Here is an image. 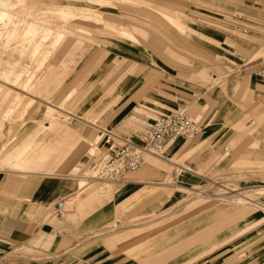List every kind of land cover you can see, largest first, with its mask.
<instances>
[{
    "label": "rangeland",
    "instance_id": "374dc122",
    "mask_svg": "<svg viewBox=\"0 0 264 264\" xmlns=\"http://www.w3.org/2000/svg\"><path fill=\"white\" fill-rule=\"evenodd\" d=\"M259 2L256 5L262 6ZM242 3L241 0H0V156L7 142L31 141L36 146L34 155L49 158L26 169L24 183L31 178L79 176L83 186L66 200L75 198L77 204L83 194L92 190L110 198L122 186L90 180L95 174L91 167L94 162L102 163L108 158L109 140L120 132L114 127L119 119L115 118L121 109L119 104L125 99L118 104L124 93L120 82L136 66L130 52L141 54L140 61L146 69L125 90L126 96L148 78L159 83L157 88L167 92L168 99L162 96L136 108L132 105L137 114L146 118L132 113L127 118L129 124L146 130L156 118L172 110L164 106L172 103L175 110H189V115L203 126L204 105L209 101L212 104V100L194 89L198 100L191 102L193 105L183 104L181 100H189L186 92H192L184 86L203 85L205 90L221 86L227 92L226 77L232 71L226 60L241 63L237 52L244 57L249 54L240 46L235 55L227 50L234 37H244L245 32L240 29L244 28L242 21H250L244 18V11L236 9ZM71 11L87 13L89 23L83 17L71 15ZM129 19L146 33L133 30L127 25ZM123 28L132 29L135 38L125 36ZM118 63L121 64L116 70ZM258 79L264 83L262 70ZM244 101L234 108L225 127L226 131L234 130V134L210 160H191L193 151L189 154L178 151L183 141H199L205 131L167 144L162 157L147 156L141 169L152 162L159 169L174 168L178 176L165 177L172 188H165V193L162 189L156 192L157 210L147 208L145 212L149 214L131 218L141 225L135 232L147 235L173 226L176 231L184 225L191 233V247L197 244L196 234L206 238L230 235L233 237L223 241H207L206 249L210 250L205 251L200 261L264 263V95ZM209 119L212 123L207 124L208 129L220 120L215 112ZM47 123L49 128L43 125ZM28 133L34 138L28 140ZM98 136L101 138L96 140ZM114 137L115 144H123L121 138ZM130 140L141 142V138ZM73 142L76 143L70 148L68 145ZM225 146L231 149L229 153ZM22 173L23 170L2 166L0 160V177L18 178ZM238 191H245L242 193L251 201L245 202L243 194L234 196ZM7 197L2 198L0 211L7 210L4 204ZM19 197H15L18 202ZM258 211L263 212L262 217L252 219L250 215ZM166 218L173 223L171 226L162 223ZM128 227L123 225V229Z\"/></svg>",
    "mask_w": 264,
    "mask_h": 264
},
{
    "label": "crops",
    "instance_id": "0c3cea01",
    "mask_svg": "<svg viewBox=\"0 0 264 264\" xmlns=\"http://www.w3.org/2000/svg\"><path fill=\"white\" fill-rule=\"evenodd\" d=\"M241 1L243 3L241 6L236 5V9L239 7L245 12L244 18H249L250 21H242L243 25H241L248 31L243 38L234 37L233 45L228 44L229 49H226L235 55L237 46H240L249 54L246 57L242 53L241 56H237L241 63L237 60H226L232 71L226 77L227 92H224L221 86L206 90L203 85L184 86L192 92H186L189 100H181L183 104L193 105L191 102L198 100L195 99L198 95L195 94L194 89L199 90L203 95L207 94L212 100V104L210 101L206 102L204 105L206 109L202 115L205 121L202 131H205V136L195 142H191L190 139L183 141L178 150L179 152L187 151L188 154L193 151L191 160H210L220 146L229 141L234 134V130L226 131L225 127L233 117L230 115L235 112L234 108H238L237 104L245 102L244 99L251 101L264 95V83L258 79L264 67V2ZM257 2L263 5H256ZM71 13L77 18L83 17L86 22L90 17L87 13L85 15L75 11ZM124 24L127 23L124 22ZM127 25H131L133 30L146 33L137 27L136 21L129 19ZM188 28L193 30L192 27ZM132 29L123 28L121 31L125 36L135 38ZM111 47L119 49L117 45H111ZM130 54L135 58L133 60L136 66L134 70H129L125 79L120 82L124 93L118 104L123 98L125 99L119 104L121 109L115 116L119 119L116 120L114 127L120 132L113 134L123 141L141 138V135L149 128L148 126L146 130H140L129 124L130 121H127V118L132 113L146 118L143 114H137L135 109L131 108L132 105L136 108L144 102L156 100L157 97L162 96L165 100L168 99L167 92H160L157 88L159 83L155 79L148 80V78L141 80L126 96L125 90L146 69L140 61L141 54L138 51H131ZM120 64L118 63L116 70ZM150 105L152 107L155 103ZM164 106L171 108V111L175 110L172 103ZM212 112H215L220 120L208 129L207 124L212 123V119H209ZM209 120L211 122L208 123ZM43 125L49 128L50 124ZM234 125L238 126L237 123ZM27 136L28 140L34 138L32 133H28ZM99 138L101 136H98L96 140ZM109 142L110 145L114 143L112 140ZM75 143H69L68 146L71 148ZM171 143L172 141L168 142V145ZM35 149L36 146L31 141H26L16 144L7 142L1 150L2 166L23 170L24 173L18 178L0 177V203L2 198L8 196L4 202L7 210L0 211V264H205L206 260L202 262L200 260L205 257V251L210 250L206 249L207 241H223L233 237L228 235L223 238L221 235H213L211 238H206V235L196 234L197 244L191 247V233L188 228L185 229L184 225L176 231H174L176 227L173 226L167 227L165 231L147 233V235L135 232L141 229V225L131 221V218L142 216L143 213L149 214L145 212L147 208L150 211L157 210L159 197L156 192L162 189L161 191L165 193V188H172L170 183L165 182V177L171 175L177 178L178 176L174 168L159 169L152 162L130 173L126 181L117 183L122 187L114 191L110 198L93 190L83 194L77 204L75 198H72L71 209L67 215L62 219H56L52 215L55 203L75 195L83 184L79 183V176L44 177L40 180L31 178L24 183L25 170L40 165L49 158L47 155H34ZM107 152L111 153V150ZM59 159L62 158L59 157ZM90 180L93 179L90 177ZM242 192L245 191H238L234 196L241 195ZM16 195H20L18 198L20 202L15 199ZM243 198L245 202L251 201L246 194H243ZM151 206H154V209ZM262 214L263 212L258 211L250 217L259 219ZM119 217L123 220L121 221ZM168 219L166 218L162 223L171 226L173 223H170ZM124 224H128L129 227L123 229ZM144 224L148 226L152 225V222ZM196 256H200L199 259L191 260Z\"/></svg>",
    "mask_w": 264,
    "mask_h": 264
},
{
    "label": "built area",
    "instance_id": "2783aa9c",
    "mask_svg": "<svg viewBox=\"0 0 264 264\" xmlns=\"http://www.w3.org/2000/svg\"><path fill=\"white\" fill-rule=\"evenodd\" d=\"M247 32V28H240ZM237 55L241 54L237 52ZM264 73V68L262 69ZM200 121L189 115L186 109H177L156 118L149 129L141 135V142L124 140L123 144L112 143L108 158L102 163H93L91 169L96 179L108 183H122L127 176L137 171L147 161L148 155L161 156L162 151L170 141L193 138L202 132ZM114 142V139H111ZM110 141V140H109ZM224 150L229 153L228 146ZM68 209L65 199L59 200L52 208L56 219L64 218Z\"/></svg>",
    "mask_w": 264,
    "mask_h": 264
},
{
    "label": "bare ground",
    "instance_id": "6f19581e",
    "mask_svg": "<svg viewBox=\"0 0 264 264\" xmlns=\"http://www.w3.org/2000/svg\"><path fill=\"white\" fill-rule=\"evenodd\" d=\"M114 184V183H113ZM115 184H117V183H115ZM65 201H66V207H67V209L69 210V209H71V204H72V202H70V200H66L65 199Z\"/></svg>",
    "mask_w": 264,
    "mask_h": 264
}]
</instances>
